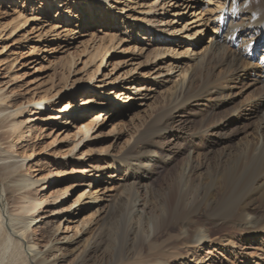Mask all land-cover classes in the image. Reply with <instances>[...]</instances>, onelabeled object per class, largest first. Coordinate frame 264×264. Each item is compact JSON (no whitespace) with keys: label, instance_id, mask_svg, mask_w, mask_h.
Listing matches in <instances>:
<instances>
[{"label":"rangeland","instance_id":"374dc122","mask_svg":"<svg viewBox=\"0 0 264 264\" xmlns=\"http://www.w3.org/2000/svg\"><path fill=\"white\" fill-rule=\"evenodd\" d=\"M176 1L0 0V109L14 112L0 127V151L24 165L19 176L39 181L8 201L0 173V217L5 209L8 226L16 231L31 223L22 248L8 243L0 218V264H33L26 257L29 245L47 257L44 264H264V230L224 221L218 214L221 184L207 178L219 169L224 145L208 154L210 140L228 134L234 148L252 139L254 119L212 128L254 96L253 77L238 80L229 107L207 103L189 109L185 128L151 148L166 158L152 163L144 190L122 193L128 183L122 155L138 137L160 132L157 126L149 131L150 123L175 104L176 85L216 39L228 5L200 0L191 10L190 0ZM174 10L185 18L176 30L184 24L189 29L176 37L156 33L165 26L162 21L174 19ZM148 21L156 28L145 33L147 24H141ZM188 34L194 37L183 38ZM163 48L173 49L167 59L156 56ZM107 94L125 104L116 111L113 105L97 110L94 102L108 103ZM89 125L92 131L82 134ZM192 151L197 164L212 169L200 167L197 182L207 178L208 185L191 199L197 210L193 220L211 230L204 244L195 242V226L185 235L166 210ZM236 186L232 203L242 185ZM134 201L148 207L145 219L129 215ZM73 210L80 213L70 221ZM222 224L227 229L220 231ZM55 240L63 249L51 252Z\"/></svg>","mask_w":264,"mask_h":264},{"label":"bare ground","instance_id":"6f19581e","mask_svg":"<svg viewBox=\"0 0 264 264\" xmlns=\"http://www.w3.org/2000/svg\"><path fill=\"white\" fill-rule=\"evenodd\" d=\"M190 1V4H192L190 5L191 10L194 9L195 4L200 3V0ZM224 1L228 5L216 39L212 40L204 52L193 61L191 70H186L185 78L176 85L175 104L173 107L170 108L165 116H158L150 123L149 131L157 126L160 128V132L155 134L145 133L142 137H138L134 140L130 149L122 155L121 160L125 162L127 168L123 181L128 182L127 185L123 186L124 191L122 193L134 191L135 194H138L140 189L144 190L145 185H143V182L149 180V174L152 172V163L166 158V155L161 156L151 152V148H154L159 142L165 141L168 137H174L173 131L175 129V131H180L185 128V120L187 119H184V114L189 109H194L193 107L207 103L211 104L213 108L229 107L236 95H234V90L236 89L238 80L242 76L253 77L255 79L254 84L250 88L254 89V96L248 99L243 106L232 110L230 112L231 118H226L212 128V130L221 131L227 128L233 120L240 123L242 120L254 119L256 120V127L252 139L234 148L229 144V141L232 140L227 136L228 134L226 137L221 134L222 137L218 140H210L211 146L206 148L208 154L213 153L216 145H224L221 150L223 153L218 159L216 166L219 169H215L214 175H212V172H209V177L207 178L213 179L212 177H215L214 181L221 184L219 190V201H221V204L218 207V214L222 219H225L224 221L235 220L241 226L248 229V231L264 230V0ZM169 3L176 5L178 1L170 0ZM173 17L174 19L171 22L162 21L165 26L157 28L156 33H160L166 37H176L177 32L189 29L183 23L184 25L179 30H176L175 26L180 21H184L185 18L183 14L176 11ZM143 24H147V27L142 29L145 30V33L151 32L153 28H156L154 24H151V21L142 23L141 26ZM171 25L172 29L166 30ZM192 37L194 36L191 34L183 36L186 39ZM172 51V48H163L157 51L156 56L161 59H167L172 55ZM129 95L132 96V94ZM109 96L110 94L105 95L108 103L94 102V105L98 108H96L97 110L106 112L113 105L112 108L116 107L113 111H116L117 108H121L125 104L124 100L126 99L118 100L121 97L108 98ZM116 100L119 102H116ZM8 111V109H0V117L3 116L0 118V127H3L2 125L14 116V112L5 114ZM118 114H113V116ZM113 116L111 115L110 117ZM99 119L93 118L92 122ZM116 130L117 127L114 128V131L108 133V137H111ZM89 131H92L90 125L87 127L86 132L82 134H88ZM120 136L121 133L119 132ZM3 137L4 134L2 133L0 138ZM114 138L116 136L113 137V140ZM194 153L195 151L190 153L189 161L183 168L181 177L176 181L172 189L170 203L166 206V210L172 218L171 224H174L178 229H184L185 235L188 226H195L197 233L195 242L204 244L211 237V230L204 229V227L200 226L199 222L193 220V216L194 214L196 215L197 210H195V203H192L191 199L192 195H197L200 188L208 185L206 183L208 179L202 178L197 182L196 174L199 169L204 168V165L203 163L199 165L193 160ZM226 158L229 161V165L224 161ZM13 159L15 157L5 156L0 151V162L3 161L0 164V173L6 181L5 192L8 201L12 200V197L16 194L32 190L39 183L38 180L19 176L17 169L24 165L15 160L10 161ZM204 169L212 170L209 166H205ZM211 184L213 183L211 182ZM236 184L242 186L238 190L239 198L237 201L233 198L232 203L231 194L237 187ZM122 196L124 194L120 195V197ZM0 202L4 203L2 195L0 196ZM134 202L135 204L132 210H130L129 215L133 219H145V210L148 207L142 205L139 201ZM4 210L3 215L0 217L2 218L1 230L6 233L8 243L12 244L15 242L23 248L24 242L29 243L27 230L31 223H26L25 227L21 230H12L8 226ZM1 213L2 211H0ZM72 213L70 221H74L72 218L78 216L80 212L79 210H73ZM84 225L81 226V230L85 227ZM224 225L222 224L219 229L220 231L227 229ZM149 230L151 237L154 235L153 224H150ZM84 232H86L85 229ZM59 244L60 241L55 240V245L50 251L52 252L54 249L62 250L63 246H59ZM27 251L26 257L29 262L44 264L47 261V257L43 256L44 254L41 251H36L33 246H27Z\"/></svg>","mask_w":264,"mask_h":264}]
</instances>
